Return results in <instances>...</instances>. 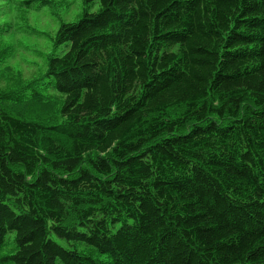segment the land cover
Returning <instances> with one entry per match:
<instances>
[{"label":"trees","instance_id":"obj_1","mask_svg":"<svg viewBox=\"0 0 264 264\" xmlns=\"http://www.w3.org/2000/svg\"><path fill=\"white\" fill-rule=\"evenodd\" d=\"M80 1L0 89V264H264V0Z\"/></svg>","mask_w":264,"mask_h":264},{"label":"rangeland","instance_id":"obj_2","mask_svg":"<svg viewBox=\"0 0 264 264\" xmlns=\"http://www.w3.org/2000/svg\"><path fill=\"white\" fill-rule=\"evenodd\" d=\"M97 7L96 3L85 6L89 11ZM83 9L80 0H0V89L12 85L4 81L5 74L16 72L24 82L32 80L34 86L55 51L54 39L59 25L80 17ZM38 90L43 92L41 96L46 105L54 104L57 99L54 92H49L46 86ZM23 94L28 95L27 91ZM172 114L176 115L175 109Z\"/></svg>","mask_w":264,"mask_h":264}]
</instances>
